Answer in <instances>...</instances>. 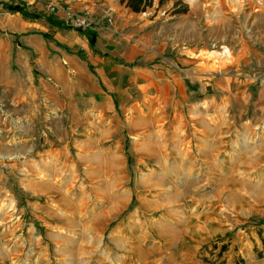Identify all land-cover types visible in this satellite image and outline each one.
<instances>
[{
    "label": "rangeland",
    "instance_id": "1",
    "mask_svg": "<svg viewBox=\"0 0 264 264\" xmlns=\"http://www.w3.org/2000/svg\"><path fill=\"white\" fill-rule=\"evenodd\" d=\"M113 1L26 0L95 47L0 2V264H174L202 213L264 223V0Z\"/></svg>",
    "mask_w": 264,
    "mask_h": 264
},
{
    "label": "crops",
    "instance_id": "2",
    "mask_svg": "<svg viewBox=\"0 0 264 264\" xmlns=\"http://www.w3.org/2000/svg\"><path fill=\"white\" fill-rule=\"evenodd\" d=\"M16 4L26 10V6L29 7L30 3ZM112 4L113 7L122 5L119 0L113 1ZM35 7L38 10L42 9L41 3H37ZM26 11L34 14L30 10ZM17 14L20 15L17 26L22 30L34 31L42 28L45 30V32L39 33L42 36L45 33L51 34V31H53V39L55 35L62 36L60 27L64 24L61 15H56L58 19L56 18L57 20L55 19V21H58L59 25H55L51 23V20L42 22V17L33 19L20 13ZM77 32L80 34L79 30H75V33ZM201 216H206L205 221L195 224L193 232L197 235L198 232H201L199 237L202 240H199L201 243L197 246L198 249L180 252L173 260L174 264H264V223L249 226L245 231L240 229L233 232L230 226L223 223L218 217H213L210 212L202 213ZM212 243L216 244L213 249L211 248ZM201 244L203 245L201 246Z\"/></svg>",
    "mask_w": 264,
    "mask_h": 264
},
{
    "label": "built area",
    "instance_id": "3",
    "mask_svg": "<svg viewBox=\"0 0 264 264\" xmlns=\"http://www.w3.org/2000/svg\"><path fill=\"white\" fill-rule=\"evenodd\" d=\"M10 0H0V2H8ZM19 4H26V0H18ZM49 13L55 15H61L63 24L70 26L76 30H93L97 26H103L105 23H100L90 15L86 13H77L69 6L61 5L57 2L47 3ZM109 23H112V19H107ZM103 24V25H102Z\"/></svg>",
    "mask_w": 264,
    "mask_h": 264
},
{
    "label": "trees",
    "instance_id": "4",
    "mask_svg": "<svg viewBox=\"0 0 264 264\" xmlns=\"http://www.w3.org/2000/svg\"><path fill=\"white\" fill-rule=\"evenodd\" d=\"M166 1L168 0H159V5L164 4ZM119 2L122 5H125V7L129 8L133 12L140 13V12H145L149 7H152L154 0H119ZM7 9L10 12L20 13L23 16L28 17V18L38 19L40 17L39 15L29 13L28 11H26L23 7L19 5H7ZM176 12L185 13L186 9H184L183 11L179 10ZM51 23L55 25H59V22L55 20H51ZM79 32L80 34L85 35L88 38L89 45L91 47H94L96 45L97 38H98V33L96 31L79 30ZM43 36L46 39H52L51 34L49 33H45L43 34Z\"/></svg>",
    "mask_w": 264,
    "mask_h": 264
},
{
    "label": "bare ground",
    "instance_id": "5",
    "mask_svg": "<svg viewBox=\"0 0 264 264\" xmlns=\"http://www.w3.org/2000/svg\"><path fill=\"white\" fill-rule=\"evenodd\" d=\"M137 255V254H136Z\"/></svg>",
    "mask_w": 264,
    "mask_h": 264
}]
</instances>
